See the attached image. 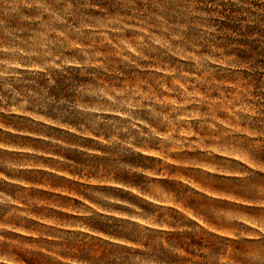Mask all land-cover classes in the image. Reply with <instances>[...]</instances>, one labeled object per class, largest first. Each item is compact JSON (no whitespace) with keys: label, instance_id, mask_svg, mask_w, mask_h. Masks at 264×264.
Here are the masks:
<instances>
[{"label":"clouds","instance_id":"obj_1","mask_svg":"<svg viewBox=\"0 0 264 264\" xmlns=\"http://www.w3.org/2000/svg\"><path fill=\"white\" fill-rule=\"evenodd\" d=\"M0 264H264V0H0Z\"/></svg>","mask_w":264,"mask_h":264}]
</instances>
